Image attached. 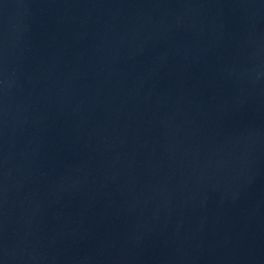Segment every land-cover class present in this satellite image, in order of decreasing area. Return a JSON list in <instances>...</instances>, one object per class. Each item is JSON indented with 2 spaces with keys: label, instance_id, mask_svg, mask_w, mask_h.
Returning a JSON list of instances; mask_svg holds the SVG:
<instances>
[{
  "label": "water",
  "instance_id": "obj_1",
  "mask_svg": "<svg viewBox=\"0 0 264 264\" xmlns=\"http://www.w3.org/2000/svg\"><path fill=\"white\" fill-rule=\"evenodd\" d=\"M0 264H264V0H0Z\"/></svg>",
  "mask_w": 264,
  "mask_h": 264
}]
</instances>
